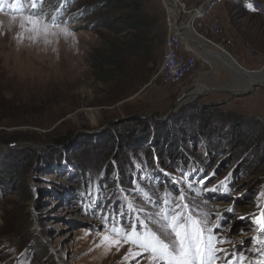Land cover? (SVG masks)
<instances>
[{"label":"rangeland","instance_id":"rangeland-1","mask_svg":"<svg viewBox=\"0 0 264 264\" xmlns=\"http://www.w3.org/2000/svg\"><path fill=\"white\" fill-rule=\"evenodd\" d=\"M180 1L192 9L203 0ZM138 2L149 24L134 30L122 21L127 10L109 0H5L0 264H149L147 254L125 260L129 245L109 249L101 237L113 225H135L170 242L165 212L207 221L205 235L224 241L216 244L225 251L214 264H240L241 255L243 264L264 260V229L253 221L264 210V84L232 91L242 82L228 65L201 58L179 83L163 84L157 72L166 11L162 0ZM248 4L253 0H208L194 28L255 71L264 66V13ZM29 13L35 26L25 19ZM212 15L222 20L220 35L206 28ZM224 37L232 44H222ZM136 40L148 58L127 54L98 68L108 42L120 48ZM111 69L115 76L98 79ZM199 83L215 88L167 118H144L135 130L125 126L133 117L121 119L164 114Z\"/></svg>","mask_w":264,"mask_h":264},{"label":"snow or ice","instance_id":"snow-or-ice-1","mask_svg":"<svg viewBox=\"0 0 264 264\" xmlns=\"http://www.w3.org/2000/svg\"><path fill=\"white\" fill-rule=\"evenodd\" d=\"M4 3L5 0H0V10L3 9ZM32 6L35 7V3ZM247 6L249 9L255 10L251 4ZM9 7L14 13L23 14L22 6L17 3H12ZM25 19L33 26L38 23V18L34 13H29ZM53 24L55 26V18H53ZM21 26L23 27V25ZM179 199H184L183 193ZM179 206L177 205V207ZM164 219L167 221L166 227L171 230L174 236L170 242L162 239L151 230H146L141 234L135 225L131 231L113 225L111 229L107 230L108 234L101 237V243L107 244L109 249L115 247L117 251L124 245H129L124 257L125 260H136L137 257L143 258L147 254L149 264H214V261L218 259L217 252L225 251L216 247V244L224 243V241L216 240L215 233L205 235L206 220L200 221L198 219L192 220L190 217H181L179 212L171 216L165 212ZM181 220L185 222L182 223ZM253 221L261 229H264V210L261 211L259 217H254ZM214 227H219V225H214ZM258 242L264 244V241ZM244 259L242 255L239 257L240 264H243ZM137 264H139L138 261ZM226 264H233V262L229 259ZM257 264H264V260L258 261Z\"/></svg>","mask_w":264,"mask_h":264},{"label":"built area","instance_id":"built-area-1","mask_svg":"<svg viewBox=\"0 0 264 264\" xmlns=\"http://www.w3.org/2000/svg\"><path fill=\"white\" fill-rule=\"evenodd\" d=\"M179 3L178 7V16L180 27H183L184 24H187V20L189 18L190 11L195 9H187L186 5L183 1L177 0ZM207 0H203L196 8H198L201 4L206 3ZM163 6L165 8V25L167 29V36L164 43V52L162 56V60L160 62L157 76L160 81L165 85H174L179 83L185 76L191 74L195 70V66L199 59V50L192 44H190L185 39V31L181 29H177L175 26L176 17L174 14V9L170 6L168 2L167 4L162 0ZM253 6L259 13H264V6L258 0H253ZM199 13L192 20L191 28L192 31L199 35L205 43L211 45L213 47L221 46L220 43H215L210 39L200 35L196 32L194 28V20L199 17ZM184 15L186 16L184 18ZM207 30L214 34L220 35L221 33V20L217 15H212L209 20L206 22ZM222 44H232V40L230 38H223ZM201 53V52H200ZM250 56H255L252 50L248 51Z\"/></svg>","mask_w":264,"mask_h":264},{"label":"trees","instance_id":"trees-1","mask_svg":"<svg viewBox=\"0 0 264 264\" xmlns=\"http://www.w3.org/2000/svg\"><path fill=\"white\" fill-rule=\"evenodd\" d=\"M110 1H113V4L115 7L124 8L127 10L122 15L123 16L122 21L128 27L133 28L134 30H139L141 25H148L149 24L148 19L143 17V16H145V14L142 13V7L139 4L138 0H109V2ZM107 45H108L107 56H100V58L97 61L98 62V68L102 67L103 64L113 66L115 64L116 58L118 56H124L127 54L131 58H137V57L142 58L143 55L145 58H148V56H149V54H148L149 49L146 48V50H145L146 54H145L143 51L145 48L141 47V45L139 44V40H136L131 45L129 43H121L120 48L115 47L111 42H108ZM127 46H129L128 47V49L130 48L129 50L127 49ZM107 72H108V77H102V76L99 77L100 75H98V79H100L102 81H108L110 78H112V76H115L112 74L114 72L113 69H111ZM144 120L145 119H143V118H134L132 120L127 121L125 123V126H128V127L133 126V130H135L137 128H140L143 124H145ZM128 129H130V128H128Z\"/></svg>","mask_w":264,"mask_h":264},{"label":"water","instance_id":"water-1","mask_svg":"<svg viewBox=\"0 0 264 264\" xmlns=\"http://www.w3.org/2000/svg\"><path fill=\"white\" fill-rule=\"evenodd\" d=\"M208 1V0H207ZM170 5H171V2L169 1L168 2ZM205 4V3H204ZM204 4H201L198 8H195V9H193V10H191L190 12H192V11H198L199 10V12H201L202 10H203V5ZM172 7V6H171ZM173 9H174V14H175V17H176V21H175V26H176V28L177 29H183L184 31H185V39L190 43V44H192V45H194L199 51H202V52H204V51H206L201 45H200V43H199V41L198 40H196V39H194V38H192V36L191 35H189V31H188V24L190 25V28H191V23H192V20L190 19V20H188V22H187V24L186 25H184L183 27H180L179 25H178V23H179V16H178V6L176 5V3L174 2V7H173ZM195 34V33H194ZM196 36H199V35H197V34H195ZM227 55V63H229V64H231L232 65V67H230V69H227V70H229L231 73H233L234 74V71H237V73H238V71L239 72H243L244 74H251V75H253L251 78V81H250V83H249V85H250V89L249 90H251L252 88H254V87H256V86H258V85H260V84H264V78H261V77H257V76H255L254 75V73H256V72H254V70H248V69H245L244 67H242L230 54L228 55V54H226ZM264 67V66H263ZM263 67H261L260 69H257V70H255V71H257V73H259L260 72V70H262L263 69ZM194 85L192 86V87H190L187 91H185L179 98H178V100L164 113V114H158L157 112H152V113H148V114H142V113H135V114H133V115H129V116H126V117H124V118H121V119H125V118H128V117H133V118H135V117H137V118H148V117H154V118H157V119H163V118H167V117H169L171 114H173L174 112H176L184 103H186L187 101H189V100H192L193 98H195L198 94H201V93H206V92H198V93H193V91H194ZM214 90V89H213ZM230 90H232V91H240V90H238V89H236V88H231ZM121 119H119V120H121ZM113 122V121H112ZM111 123V122H110Z\"/></svg>","mask_w":264,"mask_h":264},{"label":"bare ground","instance_id":"bare-ground-1","mask_svg":"<svg viewBox=\"0 0 264 264\" xmlns=\"http://www.w3.org/2000/svg\"><path fill=\"white\" fill-rule=\"evenodd\" d=\"M171 2V5H167L168 7L172 6V8L174 7V2L176 3L175 0H164V2L167 4V2ZM178 3V1H177ZM177 5V4H176ZM179 7V3L177 5ZM199 11V10H198ZM198 11H193V13H191L189 15V18L192 20L193 18H195V16L198 14ZM188 18V20H190ZM187 20V22H188ZM185 25V24H184ZM188 31H189V35L192 36V38L196 39L199 41L200 45L206 50L204 52L200 51L199 52V58H201L203 61L207 62L209 65L211 66H214L216 65L217 63H226L228 65V68L230 69V67H232L231 64L227 63L226 59L228 58L226 54H228L224 49L220 48L221 46H216L217 49H219L218 52L214 51L211 49V45H207L205 43V41L202 40V38L200 36H196L194 34V32L192 31V28H190V25L188 24ZM214 48V47H212ZM229 55V54H228ZM219 60H222V62H220ZM227 69V68H226ZM256 73H254L255 76L257 77H261V78H264V69L260 70L259 73H257V71H254ZM253 75L251 74H244L243 72H239L237 73V71H234V81H241L242 83L241 84H234L233 87H237L236 89L239 90L240 87H243V86H247L249 85L250 81H251V77ZM196 87V85H194V88ZM230 87V86H228ZM215 87L213 86H210L208 85L207 83H202L198 85V87L196 89H194L193 93H198V92H211L213 91ZM113 250V249H112Z\"/></svg>","mask_w":264,"mask_h":264},{"label":"crops","instance_id":"crops-1","mask_svg":"<svg viewBox=\"0 0 264 264\" xmlns=\"http://www.w3.org/2000/svg\"><path fill=\"white\" fill-rule=\"evenodd\" d=\"M193 9V8H192ZM220 20H221V18H220ZM221 22H222V20H221ZM224 38H226V37H224ZM223 39V38H222Z\"/></svg>","mask_w":264,"mask_h":264}]
</instances>
